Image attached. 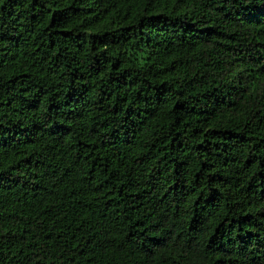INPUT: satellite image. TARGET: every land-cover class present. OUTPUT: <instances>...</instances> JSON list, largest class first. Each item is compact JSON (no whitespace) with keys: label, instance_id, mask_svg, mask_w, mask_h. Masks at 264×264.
Returning a JSON list of instances; mask_svg holds the SVG:
<instances>
[{"label":"trees","instance_id":"1","mask_svg":"<svg viewBox=\"0 0 264 264\" xmlns=\"http://www.w3.org/2000/svg\"><path fill=\"white\" fill-rule=\"evenodd\" d=\"M0 264H264V0H0Z\"/></svg>","mask_w":264,"mask_h":264}]
</instances>
